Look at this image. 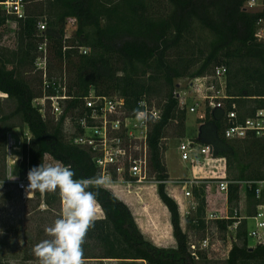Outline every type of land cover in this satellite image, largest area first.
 Returning a JSON list of instances; mask_svg holds the SVG:
<instances>
[{"label": "trees", "instance_id": "obj_1", "mask_svg": "<svg viewBox=\"0 0 264 264\" xmlns=\"http://www.w3.org/2000/svg\"><path fill=\"white\" fill-rule=\"evenodd\" d=\"M28 13L17 22L16 46L0 48V90L8 93L5 102L13 105L6 112L0 99V161L6 173V136L16 127L26 125L31 133L25 138L23 159L19 163L21 177L33 166L50 157L54 162L70 165L75 178L101 175L87 148L72 142L65 131V115L59 120L45 118L32 101L39 95L25 76L34 65L39 41L38 22L46 16L52 33H46L50 54L69 66L73 78L70 90L75 98L66 111L73 112L79 96L91 88L99 94L118 92L134 114L143 99L161 97V116L151 122L148 134L150 166L157 180V191L170 212L176 247H162L148 239L139 228L129 206L110 189H99L97 202L104 217L94 222L82 244L84 257L143 260L147 264H198L189 250V230L208 228L206 222L205 185L194 187L196 207L187 217V229L181 225L178 202L168 193L169 179L162 141L167 128L176 123L179 136L185 135L187 109L179 105L176 81L211 73L218 65L227 67L225 109L207 107L199 118V144L211 145L214 153L227 159L229 178L236 181L256 180L263 176L264 142L253 133L243 139L225 136L226 113L236 105L239 118L253 115L262 105L264 93V41L258 39L257 22L263 11L244 9L247 0H27ZM32 5V7H30ZM69 18L77 20L71 38L65 37ZM9 16L0 8V34ZM57 32L58 34H55ZM80 46H88L81 53ZM66 47V49H64ZM121 67V68H120ZM61 71V72H62ZM60 72V73H61ZM18 118L19 123L14 119ZM234 168V169H233ZM233 170V171H232ZM35 196L41 197L36 191ZM52 208L62 205L59 190L44 193L42 199ZM229 218L214 221L226 231L239 208L240 185L231 183L228 196ZM248 216L260 200L255 191L246 190ZM247 219L237 228V238L229 251L226 264H264V243L250 246ZM28 249V248H27ZM99 249V253L91 251ZM201 258L206 255L200 252ZM25 250L24 259H33ZM0 264H5L0 259Z\"/></svg>", "mask_w": 264, "mask_h": 264}, {"label": "built area", "instance_id": "obj_2", "mask_svg": "<svg viewBox=\"0 0 264 264\" xmlns=\"http://www.w3.org/2000/svg\"><path fill=\"white\" fill-rule=\"evenodd\" d=\"M258 0H247L244 9L251 10ZM1 10L8 16L17 20L25 19L28 13L27 0H0ZM263 25L264 17L257 22V27ZM46 22H38L39 41L37 54L34 60V70L40 74L41 93L37 95L32 103L38 108L43 117L47 118V112L53 114L54 120H59L65 115V130L72 142L87 148L92 153L93 159L100 171V174L108 181L105 186L119 183L131 190L134 184L149 182L150 172V149L148 146V134L151 122L160 118L162 110L151 107L145 99L141 100L147 106L149 113H155V119L138 121L135 114L129 113L126 108V101L120 95L99 94L91 88L87 94L79 96L80 102L74 111H66L69 101L76 97L70 90V82L64 69L60 74L51 73L49 40L45 29ZM258 36V34H257ZM258 39L261 40V38ZM264 41V40H261ZM66 49V47H64ZM81 53H88V46H80ZM227 67L218 65L210 74L198 75L189 80L188 89L176 90L175 94L179 99V105L186 108L188 112L194 113L207 107L225 109L227 94ZM8 98V93L0 90V99ZM262 105L259 106L253 115L240 119L236 108H232L226 113L228 125L225 129V136L230 139H243L250 133L260 137L264 142V93L259 96ZM191 99H193L191 101ZM139 102V104H140ZM142 140V144L133 146V140ZM29 140V139H28ZM24 140L19 134L14 135L13 130L6 136V171L7 182H13L15 187L22 192L25 197H32L35 192L28 194L26 185L29 183L27 176L14 175L12 168L23 159ZM140 152L134 154L132 148ZM181 158L184 161L191 160L196 166L202 167L203 164L214 166L210 169L212 182H215L219 190L228 195L231 183H238L240 189L242 184L245 190L255 191V196L260 203L256 205V211L251 216H242L239 208L234 210L232 218L235 221L228 226L237 229L241 220L250 218L254 221V226L248 231V235L255 238L259 243H264V163L263 176L256 180L236 181L230 179L227 174V159L218 156L214 149L208 144H199L194 140H181L178 145ZM16 177L15 179H9ZM200 178L177 180L182 186L199 185ZM165 183L168 180L163 181ZM187 196H192L190 190H186ZM191 207H196L195 202ZM219 210H211L206 214L207 225L209 221L220 218H229V214H218ZM210 245V237L206 235L198 243L190 241L189 250L193 258L199 260L201 250H205Z\"/></svg>", "mask_w": 264, "mask_h": 264}, {"label": "rangeland", "instance_id": "obj_3", "mask_svg": "<svg viewBox=\"0 0 264 264\" xmlns=\"http://www.w3.org/2000/svg\"><path fill=\"white\" fill-rule=\"evenodd\" d=\"M32 7V5H30ZM250 11H263L264 12V0H258L257 4L254 7H249ZM10 20H8L7 26L1 31L0 34V48H14L16 46V26L17 22L13 21L14 18L9 16ZM15 20V18H14ZM40 20L46 22L47 28L45 29L46 33H52L53 31L49 28L46 16H41ZM77 29V20L75 18H69L67 24L65 26V37L71 38L74 36L75 31ZM58 34L57 32H54ZM257 34L261 40H264V28L263 25L260 28L257 27ZM52 54H50V66L51 73L60 74V65L58 60L52 58ZM63 68L66 69L69 82L73 78V73L70 72L69 66L63 64ZM121 68V67H120ZM63 73V72H62ZM210 74V73H209ZM25 76L32 84L38 94L41 93L40 87V74L34 70V65L28 66L26 68ZM177 87L176 90L180 89H188L189 80L188 78H181L176 81ZM180 88V89H178ZM111 95H120L118 92H111ZM6 98H1L3 102V107L5 111L8 113L12 110L13 105L5 102ZM149 106L156 107L161 109V105L163 104V100L161 97H153L151 100L145 99ZM193 99H191L192 101ZM53 114L50 111L47 112V117L52 118ZM204 115V112L201 110L191 113H187L186 120V130L184 136L178 135L177 125L173 123L167 128V133L165 138L162 141V145L164 147V156L165 163L167 164V168L173 174H187L189 170H192L191 160L184 161L180 158V153L177 149V146L181 139L189 138L195 140L198 135V128L200 126L199 118ZM53 119V118H52ZM16 123H19L20 120L18 118L14 119ZM66 131V130H65ZM14 135L19 134L22 136V140L25 138L30 139L31 133L26 125L23 127H16L13 129ZM133 146H137L142 144V140H133ZM132 152L134 154H138L140 151L138 149L132 148ZM45 162L57 163L54 162L50 157L46 158ZM19 163L13 166L12 173L14 175H20L19 171ZM201 170L197 174H195L194 178H200L202 180L200 184L209 185V190L214 197H218L216 183L212 182L209 174L206 173L205 169L214 168V166L209 164H203L200 167ZM199 168V169H200ZM234 169V168H233ZM7 170V169H6ZM233 171V170H232ZM226 174L229 177L228 165ZM27 176V175H26ZM7 171L4 174L1 171V161H0V259L5 264H39V260L33 254V259H24L25 250L31 251L34 245L39 243L41 240L48 238L45 232V229L49 226H52L54 221L61 217L63 207L58 202H55L52 208H49L47 204L43 202L44 193H41V197L35 196V194L30 198L23 196L22 192H20L14 185L13 182H7L6 179ZM149 183H156L157 180L154 177V173L150 166L149 172ZM170 178V177H169ZM191 179V178H190ZM245 184L243 183L241 186V191H245ZM188 190L191 191L192 186H189ZM36 192V191H35ZM192 195L193 192L191 191ZM244 194V193H243ZM242 196V194H241ZM194 197V196H192ZM219 196V208L218 214L227 215L229 214V207L224 209L223 200ZM194 199V198H193ZM242 199L244 200L243 196ZM195 201V199L193 200ZM243 202V201H242ZM244 203V202H243ZM196 204V201H195ZM245 205L240 208L239 213L244 214ZM192 208V207H191ZM256 207L254 209V213L256 211ZM195 208H192V213ZM212 210V206L207 202L206 205V214ZM101 212L102 210L99 209ZM191 213V214H192ZM245 215V214H244ZM186 216H189L188 213ZM250 219V218H249ZM215 220L209 221L208 228H192L189 230V238L190 241L198 243L206 235L210 237V245L205 249L201 250L203 254L206 256L198 260V264H226V260L229 255V251L232 248L235 242H239L237 238V229L235 228H227L226 231L216 226L214 223ZM254 226V221L250 220L247 224V233ZM248 243L250 246H255L259 243V241L255 238H252L248 235ZM28 248V249H27ZM91 251L95 253H99V249H92ZM84 264H147L143 260H133L132 259H115V258H101V257H87L84 258Z\"/></svg>", "mask_w": 264, "mask_h": 264}, {"label": "clouds", "instance_id": "obj_4", "mask_svg": "<svg viewBox=\"0 0 264 264\" xmlns=\"http://www.w3.org/2000/svg\"><path fill=\"white\" fill-rule=\"evenodd\" d=\"M133 112L138 121L156 118L155 113L150 114L143 102ZM27 179L29 183L25 187L28 194L35 191L54 193L59 190L63 207L61 217L45 229L48 238L32 249L39 264H84L82 244L88 230L99 218L98 192L89 189H99L108 181L102 175L75 178L70 165L50 162L33 166L27 173Z\"/></svg>", "mask_w": 264, "mask_h": 264}, {"label": "crops", "instance_id": "obj_5", "mask_svg": "<svg viewBox=\"0 0 264 264\" xmlns=\"http://www.w3.org/2000/svg\"><path fill=\"white\" fill-rule=\"evenodd\" d=\"M181 140H189V138H183ZM177 149H178V146H177ZM180 158H181V153H180ZM191 168L192 170L191 171L189 170L187 174L181 173V174H176V175H173L167 168L170 178L168 179V182L166 183V189L168 193L178 202L179 211L181 215V225L184 230L187 229V217L188 216H186V214L187 213L188 215L191 214L192 212L191 205L192 203L196 201V199H195L194 193L192 195L194 197L186 195V190L190 188L189 187L190 185H187L184 187L182 186V184L176 181L180 179L185 180V179L197 177L194 175L195 174L198 175V173L201 170L200 166L199 165L196 166L195 163H192ZM205 172L210 173L209 175L211 176L210 169H205ZM105 187L110 189L116 196H118L121 200H123L129 206L139 228L141 229L143 234L148 239H150L156 245L162 246V247H176L177 246V241L173 235V227L171 224L170 212L167 206L162 202V200L159 197V194L157 191V182L156 183L147 182L143 184H134L130 186L131 190H128V188L125 185H119V183H115L113 185H108ZM208 188H209V185H206L205 187L206 202L210 203V206H212V210L222 209V208H219L221 207L219 206V196H221L220 198H222L223 200L222 205L225 209L228 205V201H227L228 195L220 191L217 186L216 189H217V193L219 194V196L214 197L213 194L209 193L210 191L207 190ZM191 191L194 192L193 186L191 188ZM241 194L244 200L242 199ZM193 198L195 199V201H193L194 200ZM243 204H246L245 209H244V214L247 215L246 213V210H247L246 190L242 192L240 189L239 207L241 208ZM98 207L99 209L102 210L99 204H98ZM244 214L241 213L242 216H245ZM98 217L99 218L104 217L103 210L101 212L100 211L98 212ZM246 219L248 220V223L251 220L249 218H246Z\"/></svg>", "mask_w": 264, "mask_h": 264}]
</instances>
